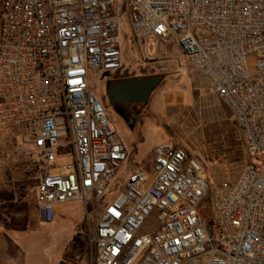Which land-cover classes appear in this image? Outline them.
<instances>
[{
    "label": "built area",
    "instance_id": "built-area-1",
    "mask_svg": "<svg viewBox=\"0 0 264 264\" xmlns=\"http://www.w3.org/2000/svg\"><path fill=\"white\" fill-rule=\"evenodd\" d=\"M126 6L148 51L178 47L228 107L247 159L237 179L212 188L172 140L106 200L132 153L93 85L125 70ZM11 129L26 133L41 171L43 224L96 202V264H264V0H5L0 133Z\"/></svg>",
    "mask_w": 264,
    "mask_h": 264
},
{
    "label": "rangeland",
    "instance_id": "rangeland-1",
    "mask_svg": "<svg viewBox=\"0 0 264 264\" xmlns=\"http://www.w3.org/2000/svg\"><path fill=\"white\" fill-rule=\"evenodd\" d=\"M122 22L125 70L116 76H162L163 81L144 107L138 148L131 151L130 161L122 166L106 200L120 193L129 174L149 170L154 148L172 140L192 150L202 162L212 188L221 181L237 179L247 159L226 104L207 89L178 47L159 48L150 43L154 50L148 51L133 34L127 6ZM93 87L122 138L125 124L108 100L106 81H95ZM31 148L26 133L21 135L13 129L0 133V224L8 228L0 231V264H96V202L92 197L88 204L77 201L58 212L52 224L40 222L36 187L41 171L32 164ZM211 225L216 226V222Z\"/></svg>",
    "mask_w": 264,
    "mask_h": 264
},
{
    "label": "flooded vegetation",
    "instance_id": "flooded-vegetation-1",
    "mask_svg": "<svg viewBox=\"0 0 264 264\" xmlns=\"http://www.w3.org/2000/svg\"><path fill=\"white\" fill-rule=\"evenodd\" d=\"M153 77V76H150ZM133 78L137 79H144L148 77L144 76H126V75H115L111 78H109L106 81V90H107V97L110 102L109 98V90L107 89V84L109 83L110 85L116 83V82H124V81H129ZM114 108H118L121 111H124L127 120L120 114L124 124H125V133L123 136H121L122 140L126 143V145L130 148L131 151L135 150L138 148L139 145V140L141 139V131H140V126L144 124L145 119L143 118V111L144 105L143 103L136 102L135 100H127L125 101V104L121 101H115L113 103Z\"/></svg>",
    "mask_w": 264,
    "mask_h": 264
},
{
    "label": "water",
    "instance_id": "water-1",
    "mask_svg": "<svg viewBox=\"0 0 264 264\" xmlns=\"http://www.w3.org/2000/svg\"><path fill=\"white\" fill-rule=\"evenodd\" d=\"M163 81L162 76H153L144 79L133 78L129 81L116 82L112 85L107 84L109 90L110 103L121 101L125 104L127 100H135L136 102L147 105L158 86ZM126 120L128 119L125 112L116 108Z\"/></svg>",
    "mask_w": 264,
    "mask_h": 264
},
{
    "label": "crops",
    "instance_id": "crops-1",
    "mask_svg": "<svg viewBox=\"0 0 264 264\" xmlns=\"http://www.w3.org/2000/svg\"><path fill=\"white\" fill-rule=\"evenodd\" d=\"M4 1H5V0H0V9H1L2 4H3ZM170 46H171V45H170ZM154 147H155V146H152V149H153ZM153 157H154V154H153ZM37 212H38V209H37ZM38 214H39V212H38ZM39 220H40V222H41L40 215H39ZM0 231H8V228L6 227L5 224H0Z\"/></svg>",
    "mask_w": 264,
    "mask_h": 264
}]
</instances>
